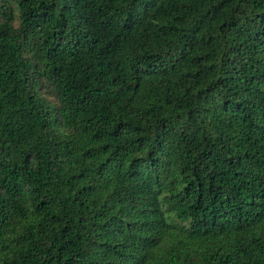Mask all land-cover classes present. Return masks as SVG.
<instances>
[{
	"label": "trees",
	"instance_id": "1",
	"mask_svg": "<svg viewBox=\"0 0 264 264\" xmlns=\"http://www.w3.org/2000/svg\"><path fill=\"white\" fill-rule=\"evenodd\" d=\"M0 264H264V0H0Z\"/></svg>",
	"mask_w": 264,
	"mask_h": 264
},
{
	"label": "rangeland",
	"instance_id": "2",
	"mask_svg": "<svg viewBox=\"0 0 264 264\" xmlns=\"http://www.w3.org/2000/svg\"><path fill=\"white\" fill-rule=\"evenodd\" d=\"M44 96L48 99V100H50V101H53L54 99H53V97H52V95L49 93H47V92H44Z\"/></svg>",
	"mask_w": 264,
	"mask_h": 264
}]
</instances>
